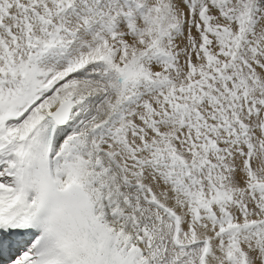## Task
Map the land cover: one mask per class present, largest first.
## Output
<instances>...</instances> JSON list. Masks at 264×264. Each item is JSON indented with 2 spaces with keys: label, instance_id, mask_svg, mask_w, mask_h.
Instances as JSON below:
<instances>
[{
  "label": "snow or ice",
  "instance_id": "obj_1",
  "mask_svg": "<svg viewBox=\"0 0 264 264\" xmlns=\"http://www.w3.org/2000/svg\"><path fill=\"white\" fill-rule=\"evenodd\" d=\"M0 264H264V0H0Z\"/></svg>",
  "mask_w": 264,
  "mask_h": 264
}]
</instances>
